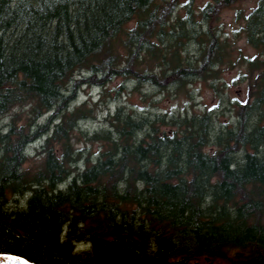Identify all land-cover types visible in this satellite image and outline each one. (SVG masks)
Segmentation results:
<instances>
[{"label":"trees","instance_id":"trees-1","mask_svg":"<svg viewBox=\"0 0 264 264\" xmlns=\"http://www.w3.org/2000/svg\"><path fill=\"white\" fill-rule=\"evenodd\" d=\"M237 1L187 0L173 21L178 0H0V116L23 104L32 114L0 133L1 253L37 264H264V0L243 18L256 50L239 56L245 98L218 131L208 110L135 116L120 105L91 134L98 156L81 169L75 131L93 107L68 112L65 93L82 69L131 70L135 85L177 91L216 76L230 53L215 22ZM41 136L28 168L25 149ZM10 196L25 203L9 208Z\"/></svg>","mask_w":264,"mask_h":264},{"label":"rangeland","instance_id":"rangeland-1","mask_svg":"<svg viewBox=\"0 0 264 264\" xmlns=\"http://www.w3.org/2000/svg\"><path fill=\"white\" fill-rule=\"evenodd\" d=\"M178 1L180 4L173 13V21L177 14L186 16L183 2L187 0ZM256 1L239 0L219 11L217 22H215L220 30L218 35L220 40L228 45L230 54L216 66V69L220 70L216 76L206 80H194L186 84L185 88L180 91L171 86L165 87V83L161 84L165 88L153 87L146 82L142 85H135L132 76L134 72L131 70L129 76L113 75L109 72L101 76L100 74H91L86 69L77 71L65 92L67 96H73L68 102L67 111L71 112L82 104L89 109L90 106L93 107L92 117L81 120L78 130L75 131L77 136L74 137V147L81 151L78 167L82 169L87 159H96L100 142L91 140L90 136L107 126V118L120 105H125L127 110L132 111L135 116H153L156 113L183 116L191 113L201 114L208 110L214 121V131H218L225 123H232L235 120L234 104L245 98L246 80L243 78L246 67L243 62L239 61V56L247 58L256 54V50L246 44L243 31L244 15L248 14L250 9L255 6ZM195 2V4H201L204 0H195ZM195 20L198 21L199 18L195 17ZM133 25L134 21L127 24V28H131ZM119 50L123 52L121 48ZM145 54V50L141 51V58ZM183 55L188 57L189 61H194L199 55V45L193 40L189 41L185 45ZM120 63L116 66L118 69L125 65ZM142 64L143 62L137 63L134 67L144 68L145 65ZM232 64L234 65L231 66ZM153 72L158 73L159 69L156 68ZM104 76H107L108 80H105L101 85L97 80H102ZM29 105H17L10 112L0 116V133H6L13 116L18 125L24 124L27 119L31 118ZM52 113L51 111L36 118V124L44 123ZM58 117L60 115L56 116L51 126L58 122ZM43 139L41 136L26 147L25 155L28 157L26 167L37 168L39 162L37 151ZM238 156L241 157V154ZM9 199V208L22 207L26 200V198L14 196H10ZM81 249L78 245L77 251ZM202 264L209 263L203 262ZM212 264L227 263L213 261Z\"/></svg>","mask_w":264,"mask_h":264},{"label":"water","instance_id":"water-1","mask_svg":"<svg viewBox=\"0 0 264 264\" xmlns=\"http://www.w3.org/2000/svg\"><path fill=\"white\" fill-rule=\"evenodd\" d=\"M0 264H37L24 257L0 252Z\"/></svg>","mask_w":264,"mask_h":264},{"label":"flooded vegetation","instance_id":"flooded-vegetation-1","mask_svg":"<svg viewBox=\"0 0 264 264\" xmlns=\"http://www.w3.org/2000/svg\"><path fill=\"white\" fill-rule=\"evenodd\" d=\"M209 264H212V263H209Z\"/></svg>","mask_w":264,"mask_h":264}]
</instances>
